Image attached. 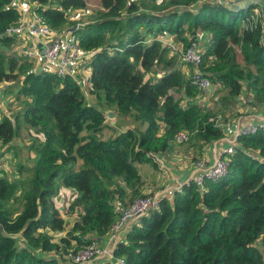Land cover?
I'll list each match as a JSON object with an SVG mask.
<instances>
[{"label":"trees","instance_id":"obj_1","mask_svg":"<svg viewBox=\"0 0 264 264\" xmlns=\"http://www.w3.org/2000/svg\"><path fill=\"white\" fill-rule=\"evenodd\" d=\"M28 1L55 32L74 27L78 21L69 12L87 4ZM97 1V16L70 32L83 51L93 52L83 63L90 70L87 94L76 78L37 69L35 59L0 47V83L19 82L21 102L13 119L0 112V142L11 143L21 125L34 159L26 186L0 174V264H69V254L108 235L115 199L127 205L137 195L153 194L142 193L137 163L156 166L153 156L165 152L179 132L199 147L228 137L215 121L218 113L200 103L183 104L200 91L167 55L161 37L174 36L185 47L206 33L200 69L213 94L223 93L220 106L228 108L242 94L249 104L264 106L262 19L243 26L256 5ZM12 2L0 0V28L20 16ZM14 39L0 37V44L6 47ZM108 109L117 123L130 124L105 135L111 127L105 123ZM228 160L219 180L205 181L203 189L190 182L171 199L163 197L159 210L139 218L126 243L116 244L114 256L124 257V264H264V129L238 136ZM59 186L74 189L68 212H79L66 235L55 240L49 232L67 226L54 201Z\"/></svg>","mask_w":264,"mask_h":264},{"label":"built area","instance_id":"obj_2","mask_svg":"<svg viewBox=\"0 0 264 264\" xmlns=\"http://www.w3.org/2000/svg\"><path fill=\"white\" fill-rule=\"evenodd\" d=\"M19 0H13L12 6L19 4ZM218 4L230 6L234 0H208ZM258 5V4H257ZM256 7L253 9L252 14L243 20V26H255V23L260 16V10ZM84 10V9H83ZM83 10H76L78 12ZM74 11V10H73ZM74 17V16H73ZM75 18V17H74ZM76 24V26L78 27ZM28 35L29 37L38 41L39 44L44 45L45 60L42 59V55L38 47H34L33 50L24 52L29 58L43 60V64H40L42 69L54 72L59 77L66 75L77 78V72L86 59H88L93 52L83 51L78 44V41L71 36L70 32L57 34L51 30L44 22V18L41 14L34 13L30 18L24 20L21 17L14 23L0 28V37L5 36H20ZM197 35H195L196 37ZM191 38L189 44L183 49L180 48L181 62L184 65L191 67L190 82L196 87L200 94H205L211 89L210 78L202 72L200 65L202 63V57L204 52L203 44L198 42L197 38ZM77 80V79H76ZM183 104H193L192 99H187ZM264 129V117L253 122L246 123L243 127L234 129V134H231L230 138H227L228 145L221 151V153L214 159L213 162H205L203 160H196L194 163L195 171L186 178V180L173 189V191H181L184 185H188L190 182L195 183L201 189H203L204 182L207 180L217 181L227 174L228 156L233 152V147L237 143V137L240 135L254 134L259 130ZM188 139L186 132H179L175 136L176 142H184ZM155 158V155L153 156ZM172 193L167 191H158L153 194H147L134 198L129 204L123 205L119 201L114 202V211L116 217L112 225L110 226L108 237L113 242V247L101 246L96 240L80 247L77 251L69 254V264H90L96 258H103L104 262H111L113 264H124V257H116L113 254L115 246L119 242H123L121 234L126 235L130 227L131 222H138L139 218L149 214L152 211L159 210L160 201L163 197L171 199ZM123 238V237H122ZM124 243V242H123Z\"/></svg>","mask_w":264,"mask_h":264},{"label":"rangeland","instance_id":"obj_3","mask_svg":"<svg viewBox=\"0 0 264 264\" xmlns=\"http://www.w3.org/2000/svg\"><path fill=\"white\" fill-rule=\"evenodd\" d=\"M87 4L83 11H75L74 17L75 20L78 21V23H85L86 21L90 19H94L97 14L96 11L100 8V5L97 0H86ZM163 1L157 0L158 5H161ZM77 23V25H78ZM80 25V24H79ZM155 34L152 35V37H148L146 40L149 41L151 39H154ZM175 41L174 36L172 37ZM198 39V42L201 44H206L205 36L201 33H198L195 37ZM164 45H167L169 47V51L167 55H173L174 60L176 62V67L180 68L181 65V52L180 48H184L179 46V48L176 49V46H171V42L169 41V37H161L160 38ZM169 44H168V43ZM178 41L176 40V43ZM167 43V44H166ZM8 51L7 53H9ZM187 67H189L187 65ZM189 70L191 67L188 68ZM78 76V74H77ZM79 81V79H78ZM81 87L85 94H87V90L89 86H85L84 82L81 83ZM19 85V82H18ZM18 85L14 86L13 88H9L10 91H15L18 89ZM8 89V88H7ZM15 89V90H14ZM222 94V95H221ZM197 96L198 98H201L203 100L200 101V103L203 105V107L208 110L211 109L213 112L218 113L217 118H215L216 122L222 125L224 128L227 129V134H234V131L231 133L232 130H236L239 127H243L246 123H233V119H229L234 117L238 114V111L236 110L235 103L228 108L224 106H220L219 97L223 96V93H218V95H214L213 91L210 89L207 94H202L200 96ZM204 95V96H203ZM14 95L12 93L9 94V98L12 100L11 103L8 102V105L10 109L14 112L18 109V107L21 105V102L19 100L13 99ZM92 97L88 96V99L91 104H94L97 108H101V104L98 103L97 99H92ZM105 121L108 125H111L110 129H107L104 133L105 135H108L110 133H114L119 130H123L126 125L130 124V121L126 122H120L117 123L115 121V114L114 117L111 119L105 114ZM213 119V118H212ZM229 119V120H228ZM234 126V127H233ZM19 131L15 135L14 139L11 143H9L8 147L6 148L8 150V158L4 157L3 161L0 159V174L1 171H3L4 175H7L8 180L12 181V183H17L20 187L21 185L26 186V183H28V179L32 176L31 167L33 165V153L29 149V142L25 137V133L21 130V125L18 126ZM184 132V131H183ZM230 132V133H229ZM188 135V139L184 142H176L172 141L168 147V149L165 152H161L159 155L156 153V158H154V161L156 162V166L152 165V163L149 162H143V163H137V166L139 167V171L141 172L142 177L144 178V186L142 189V193H145L144 189L149 188L151 189L152 193L153 191H156L158 188H163L164 186L167 187L169 184V172L167 169L169 168H176L179 163L182 161L192 162L193 160H196L195 157L190 154V150H197L199 149V145L195 141L194 138H191V135ZM230 138V137H228ZM2 144L0 145L1 148ZM6 149L3 153H5ZM157 157H160L159 160H157ZM199 160V159H198ZM7 165V166H6ZM77 167V163L74 164V168ZM28 187V186H27ZM159 191V190H158ZM156 191V192H158ZM155 192V193H156ZM146 194V193H145ZM20 193L18 194V196ZM77 196L76 192L72 188H66L64 186H59L58 193L56 197H54V201L56 206L59 209V212H61V216L65 219V222L67 226L65 227L64 231L60 232H52L50 231L49 234L55 239L59 240L60 237H63L66 235L67 231L70 229V225L73 223L75 219V215L70 214H77L79 212V209L77 208L74 210V213L68 212L70 209V205L73 203L75 197ZM136 197V196H135ZM133 197V199L135 198ZM138 197V195H137ZM132 199V200H133ZM131 201V200H130ZM51 255V254H46Z\"/></svg>","mask_w":264,"mask_h":264},{"label":"crops","instance_id":"obj_4","mask_svg":"<svg viewBox=\"0 0 264 264\" xmlns=\"http://www.w3.org/2000/svg\"><path fill=\"white\" fill-rule=\"evenodd\" d=\"M237 2H242L243 0H234ZM18 5L16 6L17 9L19 10V14L22 19L26 20L28 18L31 17V15L33 14V7L35 6V4L29 2L28 0H19L18 1ZM257 7L260 10V16L262 19V25H263V41H264V1H261ZM74 11H70L68 16L71 19H75L74 16ZM68 31V29L62 30V31H56L57 34H62V33H66ZM205 36V39L207 40L208 35L206 33L203 34ZM165 38H170L169 41L171 42V46H176V49L179 48V46H181L180 42H177L173 40V36H164ZM163 41V40H162ZM168 43V42H167ZM166 43V44H167ZM165 44V43H164ZM169 44V43H168ZM38 45L40 46V44L38 43V41H36L35 39L29 37L28 35H20V36H16L14 41L10 44V45H6V47L3 44H0V47L4 48L6 51H10V52H16L20 55H23L24 52L33 50L34 47H38ZM204 46V44H203ZM35 61H37V63H35L34 67L37 69H40V64L38 62L37 59H35ZM43 62V60H41ZM189 67H187L186 65H184L181 62L180 65V70L183 71L185 74H187L190 77L191 74V69H188ZM78 76H77V81L79 79V81L81 83L84 82L85 86H89V82H88V78L90 75V70L89 68H87L85 65H81L79 68V71L77 72ZM76 74V75H77ZM153 74H157V71L154 70ZM78 81V82H79ZM17 82L12 83V82H3L0 83V112H1V116H8L9 118L13 119L14 116L17 114L20 106L18 107V109L16 111H12L8 105V102L11 103V99L9 98V94L12 93V95H14L13 99H16V92L18 91L17 89L15 91H10L9 88H13L14 86H16ZM80 84V83H79ZM81 85V84H80ZM8 88V89H7ZM209 92V91H208ZM207 92V93H208ZM205 93V94H207ZM201 96V95H200ZM204 96V95H203ZM17 100V99H16ZM193 100V99H192ZM203 100L201 98H196V100H193V103H200V101ZM201 104V103H200ZM202 105V104H201ZM236 110L238 111V114L235 115L232 118L229 119H233V123H248V122H253L255 120H259L262 117H264V106L260 105L255 106L252 104H249L247 102L246 96L244 94L240 95L237 98V102L235 103ZM228 119V120H229ZM106 120V119H105ZM106 123V121H105ZM234 127V126H233ZM230 133V132H229ZM228 137H231V134L228 135ZM222 139L220 142H214L211 144H204L202 145V147H199V149H197L196 151L194 150H190V154H192L196 160H203L205 162H213L214 159L221 153V151L226 147V143L227 142V138ZM2 143L0 142V145ZM9 144L3 145L0 148V159L3 161L4 157L8 158V150L6 149L8 147ZM6 149L5 153L4 150ZM159 155V154H158ZM157 155H155L156 158ZM9 159V158H8ZM160 157H157V160H159ZM196 160H193L192 162H187V161H182L181 163H179L177 165L176 168H168L167 171L169 172V184L166 186H164L163 188H158L156 191H164V192H168V193H172L173 189L175 187H177L178 185H181V183H183L186 178L189 176V174H192L195 171L194 168V163ZM7 166V165H6ZM3 167V166H2ZM0 167V168H2ZM152 189V188H151ZM149 188H145L144 191L145 193L151 192L152 190ZM151 190V191H150ZM153 191L152 193L156 192ZM117 200V199H115ZM119 201V200H117ZM120 204H123L121 202H119ZM124 205V204H123ZM70 215H75V214H70ZM136 221L131 222L130 227L135 224ZM68 224V223H67ZM94 238V236H91ZM123 237V238H122ZM121 239L124 243H126V238H125V234L123 236V234H121ZM97 241L98 244H100L101 246H108V247H113V242L110 239V237L106 236V237H102V238H96L95 239ZM104 259L103 258H96L95 260H93L90 264H104Z\"/></svg>","mask_w":264,"mask_h":264},{"label":"water","instance_id":"obj_5","mask_svg":"<svg viewBox=\"0 0 264 264\" xmlns=\"http://www.w3.org/2000/svg\"><path fill=\"white\" fill-rule=\"evenodd\" d=\"M261 1H264V0H243L242 2H237L234 1L231 5H230V8L232 9H238V8H246V7H249V6H252V5H257L259 4ZM77 28V26L75 25L74 27L68 29L69 32H72L73 30H75ZM44 45L43 44H40L39 46V49H40V52H41V55H42V59L45 60V56H44ZM105 114L109 117V118H113L114 117V113L111 109H108L105 111Z\"/></svg>","mask_w":264,"mask_h":264}]
</instances>
